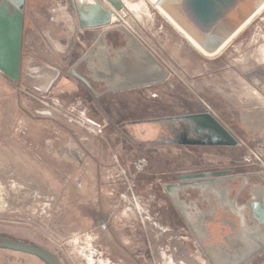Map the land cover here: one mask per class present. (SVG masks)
<instances>
[{
	"label": "rangeland",
	"instance_id": "rangeland-1",
	"mask_svg": "<svg viewBox=\"0 0 264 264\" xmlns=\"http://www.w3.org/2000/svg\"><path fill=\"white\" fill-rule=\"evenodd\" d=\"M120 1L115 24L134 29L169 76L100 99L67 72L87 46L75 40L72 0L26 1L23 33L51 57L41 63L23 41L18 80L0 71V235L40 245L62 264H207L163 184L191 169L264 168V10L206 57L147 0H127L133 9ZM39 65L52 77L60 71L52 85L37 87L45 80L30 67ZM200 113L237 143L179 142L186 131L204 138L207 130L195 135L196 123L182 117ZM0 264L45 263L0 249Z\"/></svg>",
	"mask_w": 264,
	"mask_h": 264
},
{
	"label": "flooded vegetation",
	"instance_id": "flooded-vegetation-1",
	"mask_svg": "<svg viewBox=\"0 0 264 264\" xmlns=\"http://www.w3.org/2000/svg\"><path fill=\"white\" fill-rule=\"evenodd\" d=\"M26 1L24 0V5ZM0 4L4 9L12 12L11 8L2 0H0ZM78 28L80 27L78 26ZM78 32L80 36L78 41H80L83 39L84 34L80 30ZM105 38L109 48L108 50L104 49V55L109 59L110 56H107V54L110 53L111 49H120L125 42L122 40L123 34L116 31L108 32ZM94 40L87 43L84 51L71 64L87 52ZM110 55L113 56L112 53ZM104 58L105 56L101 59ZM121 58L126 59V52L123 51L121 53ZM115 68L118 74L103 80L98 72H93L92 68L91 70L89 69L87 60L80 62L75 67L79 74L87 78L96 92L101 93L98 97L91 92L82 80L73 77L79 87H84L90 92L92 97L100 99L107 94L124 91L117 90L103 93L107 88L120 87L132 81L125 71L128 67L120 63ZM192 130L200 134L205 129L203 127L199 128L196 124L192 126ZM207 135L206 131L204 138ZM232 137L237 143L236 137L233 135ZM178 139L179 142L187 144L196 138H188L185 132L181 133ZM253 165L237 163L226 167L216 166L191 169L186 172L176 173L172 179L170 178L165 182L174 184L170 189L174 195H178L182 211L175 207L171 196L167 191L165 192L176 211L178 219L189 231L195 241L196 249L203 255L207 264H212L210 259L214 260L216 264H235L245 257L243 262L246 264H264V231H262L264 223L261 222L257 208L258 204H261L262 201L264 202V191H260V189L264 188V168ZM206 172L209 174L187 179L178 178L179 175H195ZM187 219L197 224V235H194L188 228ZM124 255L127 256L126 254Z\"/></svg>",
	"mask_w": 264,
	"mask_h": 264
},
{
	"label": "water",
	"instance_id": "water-1",
	"mask_svg": "<svg viewBox=\"0 0 264 264\" xmlns=\"http://www.w3.org/2000/svg\"><path fill=\"white\" fill-rule=\"evenodd\" d=\"M2 1L11 8L12 12L4 9L0 4V71L8 78L17 81L20 73L24 0ZM107 1L117 11H120L123 7L120 0ZM245 3V0H181V13L189 25L197 32L204 36H211L222 32L226 26H229L243 12ZM72 4L76 12L78 26L81 29L103 27L87 52L80 56L68 68V73L82 80L96 97L101 93L96 92L87 78L79 74L75 69L84 60H87L89 69L91 70L92 68L93 72H98L103 80L118 74L115 68L117 64L121 63L128 67L125 71L132 81L120 87L107 88L103 93L155 85L167 79L169 76L167 66L127 26L122 23L111 25L113 13L101 0H72ZM113 31L123 34L122 40L125 44L120 49H111L110 53L107 54V56H110L108 59L104 55V51L109 48L105 36L108 32ZM123 51L126 52V59L121 58ZM111 53L113 56L110 55ZM103 56L105 58L101 59ZM192 115L194 114H188L182 117L192 119L199 128L203 127L211 133V130L207 127L203 125L199 126L197 121L192 118ZM229 135L232 137L230 133ZM235 143L236 141L234 139L231 144ZM227 145L230 144L227 143ZM207 174L209 173L185 174L179 175L178 178L187 179ZM172 186L174 184H163L165 191L171 196L175 207L179 211H182L179 205L178 195H174L170 189ZM260 191H264V188L260 189ZM257 208L261 222L264 223V202L262 201L261 204H258ZM186 224L190 231L194 235H197V224L190 222L188 219L186 220ZM262 231H264V228ZM0 248L34 255L46 264H62L59 258L46 248L32 242L16 240L9 236L0 235ZM245 258L235 264H246L243 262ZM210 260L212 264H216L214 260Z\"/></svg>",
	"mask_w": 264,
	"mask_h": 264
},
{
	"label": "bare ground",
	"instance_id": "bare-ground-1",
	"mask_svg": "<svg viewBox=\"0 0 264 264\" xmlns=\"http://www.w3.org/2000/svg\"><path fill=\"white\" fill-rule=\"evenodd\" d=\"M125 5H128L131 9L138 8L136 4L130 1L123 0ZM157 11L171 24V26L179 32L186 40L202 55L206 57H214L222 52V50L231 42V40L241 32L252 20L258 16L264 10V0H245V9L243 12L229 25L226 26L222 32L216 35L204 36L197 32L189 23L187 22L184 15L181 13V0H147ZM107 2L110 6L111 4L104 0L103 3ZM111 8L113 10H111ZM108 8L112 13L113 17L119 18L114 14V9L112 6ZM33 68L35 75H33L36 82L43 79V83H37V87L44 88L51 82V74L44 71L40 72V67L34 66ZM39 70V71H38ZM199 126L207 127L211 130L205 138L192 139L191 143H216V144H231L234 139L229 135V133L220 126V124L208 113L194 114L192 115ZM190 141V140H187ZM67 146V145H66Z\"/></svg>",
	"mask_w": 264,
	"mask_h": 264
},
{
	"label": "crops",
	"instance_id": "crops-1",
	"mask_svg": "<svg viewBox=\"0 0 264 264\" xmlns=\"http://www.w3.org/2000/svg\"><path fill=\"white\" fill-rule=\"evenodd\" d=\"M105 4L107 5V6H110L107 2H105ZM111 7V6H110ZM124 9V8H123ZM111 10H113L112 8H111ZM114 14H116V16H119L120 18H122L123 19V17H124V14H123V10L121 9L120 11H115L114 10ZM120 18H118V19H120ZM102 28L103 27H91V28H86V29H80L79 28V30H80V32L81 33H83L84 34V36H85V38H83V40L86 42V44L88 43V42H90V41H93L97 36H98V34L101 32V30H102ZM129 29L141 40V41H143L145 44H147L144 40H143V38L141 37V36H139L138 35V33L134 30V29H132V28H130L129 27ZM26 31H24V33H25ZM23 33V36L22 37H24V38H22V43H23V41H24V44H26V47L27 48H30L31 50H33L36 54H40L41 55V58H42V61H41V63L42 62H48V64H49V61H47L46 59L49 57H51V56H49V54H48V50H46L44 47H42V46H39L38 48L37 47H35L34 46V44L32 43V37H28V38H26V35ZM83 36V35H82ZM148 47H149V45H147ZM41 47V48H40ZM150 48V47H149ZM150 50H153V49H151L150 48ZM32 51V52H33ZM223 51V50H222ZM46 60V61H45ZM40 63V64H41ZM39 67H40V72H44V71H46V69H42V65H39ZM54 69V68H53ZM55 70V69H54ZM56 71V70H55ZM48 72V71H47ZM56 73H57V71H56ZM50 74V73H49ZM50 77H52V75L50 76ZM59 77V74H58V76L57 77H52V79H51V82L49 83L50 85H52V83H53V81L55 80V79H57ZM49 84L47 85V86H49ZM250 125V124H249ZM187 132V131H186ZM193 133L195 134V135H198L196 132H194L193 131ZM171 134V133H170ZM170 134H168L166 137L168 138V139H170V138H173V136L171 135L170 136ZM233 134V133H232ZM234 136H235V134H233ZM174 139H176V138H174ZM171 141H173V140H171Z\"/></svg>",
	"mask_w": 264,
	"mask_h": 264
},
{
	"label": "built area",
	"instance_id": "built-area-1",
	"mask_svg": "<svg viewBox=\"0 0 264 264\" xmlns=\"http://www.w3.org/2000/svg\"><path fill=\"white\" fill-rule=\"evenodd\" d=\"M101 1L103 2L104 0H101ZM105 6H107V5L105 4ZM107 7L108 8H111L110 6H107ZM115 21H117V20H115ZM115 21L113 20L112 23H111V25H115V23H116ZM76 40H79V38L77 37ZM56 71H57V74H56V77H57L60 71H58V70H56ZM82 121L86 125L88 124V125H91V126H95L97 129L99 128V124L97 122H95V121H92V120L87 119V118H82ZM98 131H100V129H98ZM145 166H146V159L145 158H139V159L136 160L135 167H136V170L137 171H142L145 168Z\"/></svg>",
	"mask_w": 264,
	"mask_h": 264
},
{
	"label": "trees",
	"instance_id": "trees-1",
	"mask_svg": "<svg viewBox=\"0 0 264 264\" xmlns=\"http://www.w3.org/2000/svg\"><path fill=\"white\" fill-rule=\"evenodd\" d=\"M174 117V116H173ZM0 249H4V248H0ZM46 264V263H45Z\"/></svg>",
	"mask_w": 264,
	"mask_h": 264
}]
</instances>
